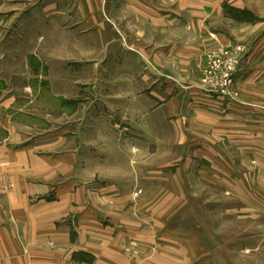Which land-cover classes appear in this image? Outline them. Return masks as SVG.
<instances>
[{"label": "crops", "instance_id": "crops-1", "mask_svg": "<svg viewBox=\"0 0 264 264\" xmlns=\"http://www.w3.org/2000/svg\"><path fill=\"white\" fill-rule=\"evenodd\" d=\"M11 1L0 0L1 24L12 16ZM15 1L23 5L15 12L21 18L39 9L52 28L57 20L78 23L59 39L64 56L48 68L57 61L85 63L89 52L109 48L120 61L121 36L127 38L136 72L127 82L126 114L144 117L149 134L158 133L153 119L160 117V133L169 136L160 137V160L143 161L145 177L160 184L136 196L135 189L105 186L101 174L90 175L84 142L72 125L26 122L38 116L34 109L25 110L17 95L0 89V264H201V237L170 222L191 194L188 176L229 197L248 194L253 169L256 180H264V93L242 89L238 102L226 105L200 87L202 69L223 45L243 42L248 49L256 41L255 52L264 53V0ZM236 9L260 20L237 21ZM103 59L97 67H105ZM242 65L264 77V60ZM141 68L146 72H137ZM244 72L245 79L252 75ZM64 78L74 88L77 79ZM62 98L81 102L69 93Z\"/></svg>", "mask_w": 264, "mask_h": 264}, {"label": "rangeland", "instance_id": "rangeland-1", "mask_svg": "<svg viewBox=\"0 0 264 264\" xmlns=\"http://www.w3.org/2000/svg\"><path fill=\"white\" fill-rule=\"evenodd\" d=\"M19 7L23 8V5L15 0L9 2L7 8L12 16L3 24L0 22V89L17 95L25 110L34 109L38 116L25 118L26 122H36L43 128L49 124L54 129L72 125L73 135L78 136L79 142H84L83 152L89 159L90 175L101 174L104 179L99 182L105 186L135 189L133 195L136 196L141 195L145 187H158L160 181L149 182L145 177L149 176L144 173L148 166L143 161L145 157L160 160L157 147L160 137L167 138L169 134L160 133V117L153 119V127L157 126L158 133L149 134L144 129V117L126 114L128 93L132 92V85L127 82L136 72L127 38L121 36L125 50L119 54L120 61L118 53L109 48L103 54L89 52L85 63L61 66L57 61L56 67L48 68L56 56H64L59 39L63 41L64 32L76 28L78 23L57 20L56 27L52 28L49 21L43 19L41 10H32L31 15L21 18L15 13ZM231 14L241 22L260 20L247 10L236 9ZM106 35H111L108 29ZM215 36L212 34L213 38ZM255 45L256 41H252L247 49L245 43L235 42L232 47L223 45L212 53L202 69V90L212 97L223 98L226 105L238 102L236 98L242 89L264 93V77L255 75L256 68L244 70L242 65L247 59L251 62L264 60V53L255 52ZM97 47L95 45L94 49ZM102 56L105 67H97L101 62L97 59ZM144 71L141 68L137 72L142 74ZM244 71L252 75L245 79ZM67 76L77 79L72 89L64 83ZM68 93L80 99V104L62 98ZM30 100L34 101L31 103ZM75 104L78 108L71 116ZM252 165H255L253 160ZM151 168L155 173L160 164ZM176 168L173 165L167 170ZM254 170L250 171L246 182L248 194L240 197H229L226 190L211 188L207 182L195 181L188 176L186 187L191 194L185 197L184 203H179L184 207L170 222L185 234L191 235L195 231L201 237L204 254L201 264H264V180L258 182ZM173 204L174 208L178 205L170 202Z\"/></svg>", "mask_w": 264, "mask_h": 264}]
</instances>
